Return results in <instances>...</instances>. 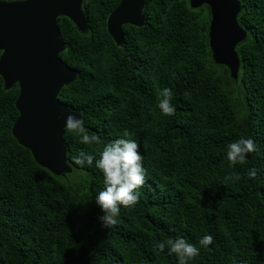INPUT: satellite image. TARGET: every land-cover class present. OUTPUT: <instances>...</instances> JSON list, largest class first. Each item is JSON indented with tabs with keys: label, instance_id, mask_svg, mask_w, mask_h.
I'll return each instance as SVG.
<instances>
[{
	"label": "trees",
	"instance_id": "trees-1",
	"mask_svg": "<svg viewBox=\"0 0 264 264\" xmlns=\"http://www.w3.org/2000/svg\"><path fill=\"white\" fill-rule=\"evenodd\" d=\"M238 1L246 37L235 48L236 80L213 62L206 5L146 0L144 25H124L121 47L106 30L120 0H86L87 33L57 20L60 59L76 74L58 99L102 142L84 145L65 130L72 172L64 177L38 166L12 137L18 87L5 91L0 77V264H177L167 247L155 248L176 237L200 248L189 264H264V0ZM163 88L173 93L170 117L157 107ZM125 131L147 175L138 203L104 229L95 204L102 174L72 157L83 150L98 159ZM240 137L252 138L256 151L230 166L226 145ZM233 173L241 179H226ZM207 234L213 244L204 249L198 241Z\"/></svg>",
	"mask_w": 264,
	"mask_h": 264
},
{
	"label": "water",
	"instance_id": "water-1",
	"mask_svg": "<svg viewBox=\"0 0 264 264\" xmlns=\"http://www.w3.org/2000/svg\"><path fill=\"white\" fill-rule=\"evenodd\" d=\"M86 0L0 1V77L3 89L17 85L15 108L18 118L11 135L28 150L35 163L57 177L71 174L66 161L64 117L80 114L62 104L60 90L76 79V74L60 59L65 45L60 39L59 18H67L80 33H87L83 12ZM192 9L209 8L208 45L213 62L226 68L236 80L239 58L236 46L245 37L236 17L238 0H188ZM146 0H120L106 20L113 42L123 45L122 27L144 25Z\"/></svg>",
	"mask_w": 264,
	"mask_h": 264
},
{
	"label": "clouds",
	"instance_id": "clouds-1",
	"mask_svg": "<svg viewBox=\"0 0 264 264\" xmlns=\"http://www.w3.org/2000/svg\"><path fill=\"white\" fill-rule=\"evenodd\" d=\"M160 99L157 107L163 116H173L176 112L175 106L171 103L172 90L163 88L160 91ZM64 127L69 133L79 137V142L84 145L101 144L96 134H89L84 126V121L78 115L68 114L64 117ZM128 132L125 131L122 137L103 144L97 159L95 155L79 151L72 157L73 162L80 167L87 165L94 166L103 177V189L95 196V204L102 213L97 217L98 222L104 229H109L118 223L121 210L134 207L140 198V188L145 183L147 169L143 165V157L139 151L138 143L128 139ZM256 151V144L250 137H240L226 145V159L230 166L243 165L246 163L248 154ZM247 177L254 179L257 175L255 168L248 169ZM233 182L239 181V173H233L226 177ZM199 245L207 249L213 244L211 234L203 235ZM167 247V255L175 256L177 264H189L200 254V248L189 243L183 237L169 238L166 241H157L155 248L164 252Z\"/></svg>",
	"mask_w": 264,
	"mask_h": 264
},
{
	"label": "rangeland",
	"instance_id": "rangeland-1",
	"mask_svg": "<svg viewBox=\"0 0 264 264\" xmlns=\"http://www.w3.org/2000/svg\"><path fill=\"white\" fill-rule=\"evenodd\" d=\"M5 1H13V0H5Z\"/></svg>",
	"mask_w": 264,
	"mask_h": 264
}]
</instances>
